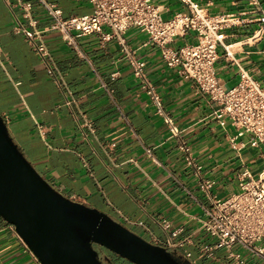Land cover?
I'll return each instance as SVG.
<instances>
[{
	"label": "crops",
	"instance_id": "0c3cea01",
	"mask_svg": "<svg viewBox=\"0 0 264 264\" xmlns=\"http://www.w3.org/2000/svg\"><path fill=\"white\" fill-rule=\"evenodd\" d=\"M22 1L31 3L35 27L43 31L66 85L60 86L48 73L25 36L14 32L19 21L31 28L17 0H0V114L14 142L64 195L111 213L153 242H166L173 230L182 227V232L172 238L170 249L181 255L191 252L197 264H217L214 259L199 257L202 244L216 241L201 224L206 217L204 207L211 201L187 165L178 137L164 115L157 112L116 38L104 40L97 32L79 36L84 58L59 31L51 29L53 19L45 3L61 8L67 18L91 13V2ZM151 1L166 20L178 12L190 13L181 0ZM194 1L209 15L227 19L222 29L225 39L218 45L215 63L221 83L234 86L245 70L264 89V0ZM110 30L103 26V32ZM124 36L135 55L145 61V72L164 111L173 117L192 147L203 166V176L214 182L213 193L223 198L229 194L228 189L235 192L245 169L255 178H264V154L255 160L242 158L241 152L250 145L234 148V127L220 123L214 113L216 104L193 79L166 63L149 33L132 26ZM197 36V31L188 29L170 45L178 48L196 42ZM224 45H230L232 56L225 55ZM70 100L74 101L68 103ZM86 120L92 128L84 125ZM252 167H261L258 176L252 173ZM165 221L170 224L168 228ZM216 254L226 259L227 252L218 249ZM242 255L246 264H264V259L247 249ZM0 264H42L15 227L3 218Z\"/></svg>",
	"mask_w": 264,
	"mask_h": 264
},
{
	"label": "built area",
	"instance_id": "2783aa9c",
	"mask_svg": "<svg viewBox=\"0 0 264 264\" xmlns=\"http://www.w3.org/2000/svg\"><path fill=\"white\" fill-rule=\"evenodd\" d=\"M89 1L93 6L91 13L67 18L63 16L61 8L44 2L53 19L51 29L59 31L64 40L84 58L87 57L78 42L79 36L97 32L104 40L116 38L121 51L133 67L134 75L141 80L146 92L156 104L157 112L164 115L171 131L178 137L187 165L192 168L200 189L211 201V205L204 207L206 217L201 224L207 234L216 241L202 244L199 257L214 259L217 264H246L242 253L233 250L234 245L239 244L264 259V246L259 244L264 239V180L260 179V176L255 178L248 169H245L241 173L237 191L225 198L213 193L214 182L203 176V166L194 157L192 147L179 131L173 117L164 111L160 103L161 98L145 72V61L135 55L124 36L126 30L132 26L147 31L150 39L160 46L166 63L171 67H178L183 76L193 79L199 89L209 96L210 101L216 104L214 113L220 123L225 125L227 120L230 121L235 129V134L231 138L234 148L241 150L250 145L264 149V89L245 70L241 71L240 81L232 87H225L217 75L215 67L219 57L217 49L225 39L222 29L227 19L223 15H209L194 0H181L189 7L190 13L178 12L168 20L162 17L159 7L151 0ZM17 2L24 10V16L29 19L31 28L19 21L13 28L14 32L25 36L32 49L42 59L48 73L60 86H65L64 76L54 62L43 31L35 27L37 21L30 15L31 3L22 0ZM262 20L264 21V17ZM104 25L111 30L103 32ZM188 29L197 31L196 42L186 43L178 48L170 45L176 36L184 35ZM229 46L224 45L227 57L232 56ZM115 74L113 73V77ZM109 92L112 93V90ZM71 101L74 100L68 103ZM125 119L136 134L130 121L127 117ZM84 125L91 127L88 120ZM243 137L246 139L239 142ZM147 151L150 153L149 149ZM164 223L165 228L170 226L168 221ZM182 230L183 228L179 227L173 230L170 236L173 238ZM172 238L166 242L155 240L154 243L169 248L168 246L174 245ZM224 247L228 249L226 259L218 258L216 251ZM184 255L193 264L198 263L191 252Z\"/></svg>",
	"mask_w": 264,
	"mask_h": 264
},
{
	"label": "water",
	"instance_id": "95a60500",
	"mask_svg": "<svg viewBox=\"0 0 264 264\" xmlns=\"http://www.w3.org/2000/svg\"><path fill=\"white\" fill-rule=\"evenodd\" d=\"M0 216L42 264H103L93 243L135 264H186L107 213L57 190L14 142L1 114Z\"/></svg>",
	"mask_w": 264,
	"mask_h": 264
},
{
	"label": "rangeland",
	"instance_id": "374dc122",
	"mask_svg": "<svg viewBox=\"0 0 264 264\" xmlns=\"http://www.w3.org/2000/svg\"><path fill=\"white\" fill-rule=\"evenodd\" d=\"M227 124H228L227 126L230 127V121H227ZM232 131H233V129H232ZM241 154H242V158H244L247 161L248 160H255L257 157H259L262 154H264V150L261 149L260 147L252 148L250 146V147H247L246 149H244L241 152ZM254 168L253 167L251 168L252 173L255 174V176H258V171L261 169V167L256 168V169H254ZM234 190L237 191L238 188L237 189L235 188ZM227 191H229V194L232 192V190H230V189H228ZM228 195H226V196H228ZM226 196H224L223 198H225ZM98 210H100V209H98ZM107 214L110 215L114 220H116V221L122 223L123 225H125L126 227H128V225H126L124 222H122L121 220H119L116 216L112 215L111 213H107ZM130 229L132 231L136 232L137 234H139L140 236H142V237L150 240L149 237L145 233L139 232L138 230L133 229V228H130ZM213 240H215V239H213ZM256 244H258V243H256ZM259 244H261V245L264 246V239L261 242H259ZM168 247L171 248L172 246H168ZM233 250L240 251L242 254H244V252H245V248L241 247L239 244H235L234 247H233ZM227 251H228V249H226L225 247L220 249V252H227ZM182 254H185V252L182 253ZM114 262H116L117 264H135V263L131 262L130 260H128V259H126L124 257H121L120 255H118V256H116L114 258Z\"/></svg>",
	"mask_w": 264,
	"mask_h": 264
},
{
	"label": "flooded vegetation",
	"instance_id": "af4514ba",
	"mask_svg": "<svg viewBox=\"0 0 264 264\" xmlns=\"http://www.w3.org/2000/svg\"><path fill=\"white\" fill-rule=\"evenodd\" d=\"M146 239V238H145ZM148 240V239H147ZM152 243H154L151 240H148ZM156 244V243H154ZM158 245V244H157ZM162 246V245H161ZM93 247L94 249L98 252V256L100 258V260L102 261L103 264H117L116 262H114V258L116 256H118L117 253L111 251L110 249L97 244V243H93ZM164 247V246H163ZM167 248V247H166ZM168 251H170L176 258H178L179 260H181L182 262L185 261V259H183L182 255L179 254L178 252H176L175 250H172L170 248H167ZM122 257V256H121ZM187 262V261H186ZM185 263V262H184Z\"/></svg>",
	"mask_w": 264,
	"mask_h": 264
},
{
	"label": "trees",
	"instance_id": "16d2710c",
	"mask_svg": "<svg viewBox=\"0 0 264 264\" xmlns=\"http://www.w3.org/2000/svg\"><path fill=\"white\" fill-rule=\"evenodd\" d=\"M1 219H2V218L0 217V220H1ZM182 257H183V259H185L184 262H185L186 264H193L188 258L185 257L184 254H182ZM186 261H187V262H186Z\"/></svg>",
	"mask_w": 264,
	"mask_h": 264
},
{
	"label": "bare ground",
	"instance_id": "6f19581e",
	"mask_svg": "<svg viewBox=\"0 0 264 264\" xmlns=\"http://www.w3.org/2000/svg\"><path fill=\"white\" fill-rule=\"evenodd\" d=\"M260 179H263V180H264V178H263V177H260Z\"/></svg>",
	"mask_w": 264,
	"mask_h": 264
}]
</instances>
